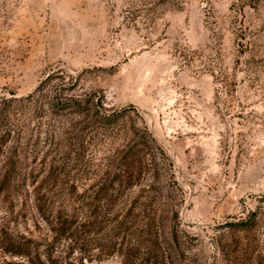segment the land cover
I'll list each match as a JSON object with an SVG mask.
<instances>
[{"label": "rangeland", "instance_id": "obj_1", "mask_svg": "<svg viewBox=\"0 0 264 264\" xmlns=\"http://www.w3.org/2000/svg\"><path fill=\"white\" fill-rule=\"evenodd\" d=\"M49 76L57 97L149 130L200 259L218 256L220 225L264 207V0H0V96ZM8 208L0 196V230L23 233ZM0 264L23 261L0 245Z\"/></svg>", "mask_w": 264, "mask_h": 264}, {"label": "trees", "instance_id": "obj_2", "mask_svg": "<svg viewBox=\"0 0 264 264\" xmlns=\"http://www.w3.org/2000/svg\"><path fill=\"white\" fill-rule=\"evenodd\" d=\"M53 79L0 96V196L10 222L25 225L0 230L4 253L23 264H264V207L220 225L218 256L200 259L183 191L149 130L127 127V110L57 97Z\"/></svg>", "mask_w": 264, "mask_h": 264}]
</instances>
